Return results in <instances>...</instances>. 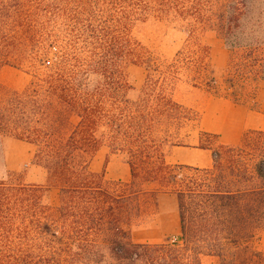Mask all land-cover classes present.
<instances>
[{
  "label": "trees",
  "instance_id": "trees-1",
  "mask_svg": "<svg viewBox=\"0 0 264 264\" xmlns=\"http://www.w3.org/2000/svg\"><path fill=\"white\" fill-rule=\"evenodd\" d=\"M252 1L0 0V67L30 76L23 91L0 96V137L35 145L32 163L46 172L45 185L25 183L20 172L0 179V264H202L206 255L218 264H264L253 245L264 231V131L225 147L226 165L200 144L212 166L183 167L200 177L179 178L181 166L165 160V148L180 145L172 128L193 120L173 95L181 65L215 84L202 48L191 49L198 29L215 30L230 51L231 94L264 85V24ZM150 15L189 29L190 46L170 63L132 36ZM129 65L146 70L134 98ZM103 141L126 156L131 177L112 191L89 169ZM248 151L259 156L251 167ZM139 181L157 189L134 190ZM48 187L60 194L55 216L43 202ZM158 193L174 196L179 232L135 242L128 225L145 203L140 194Z\"/></svg>",
  "mask_w": 264,
  "mask_h": 264
},
{
  "label": "rangeland",
  "instance_id": "rangeland-1",
  "mask_svg": "<svg viewBox=\"0 0 264 264\" xmlns=\"http://www.w3.org/2000/svg\"><path fill=\"white\" fill-rule=\"evenodd\" d=\"M252 5L257 13L261 12L264 24V0H253ZM132 36L159 61L166 63L172 62L178 52H186L191 44L188 27L182 20L173 17L150 15L135 24ZM195 39V45L191 49L198 50L197 46L202 48L203 61L208 69L214 71L215 84L208 86L204 83L209 80V74L197 79L185 70L184 64H180L182 69L178 74L173 95L183 107L190 110L193 120L184 121L178 128H172V137L180 144L174 146L179 147L177 152L171 154L173 147L165 148L166 162L181 166L178 170L179 178L202 175L195 170L183 168L184 166L209 169L184 164L187 153L192 149H200V144L221 152V162L226 165L225 147H239L247 136H253L256 131H264V85L254 83L239 90L237 94H231L224 82L231 53L225 47L222 37L215 30L203 28L197 30ZM127 73L134 87L131 93L134 98L145 80L146 70L143 66L129 65ZM29 82L30 76L25 69L0 67V96L4 91H23ZM202 133L216 136L208 138ZM199 137L202 138L201 141ZM35 150V145L28 142L13 137H0V179L5 177L7 172H20L25 183L45 185L46 172L32 163ZM244 158L246 164L251 167L259 156L248 151ZM89 169L94 174L103 175V186L111 191L118 184L127 185L131 182L126 156L112 151L105 141L90 161ZM133 189L151 192L156 190L157 186L153 183L142 184L139 181ZM142 200L145 203L133 212L129 221L131 239L135 242H154L176 236L179 220L174 196L167 193H158L154 197L140 194L139 203ZM43 202L55 216L60 203L59 190L56 187H48ZM263 236L264 231H260L253 243L255 248L261 251H264V244L260 242ZM215 264H218L217 260Z\"/></svg>",
  "mask_w": 264,
  "mask_h": 264
},
{
  "label": "crops",
  "instance_id": "crops-1",
  "mask_svg": "<svg viewBox=\"0 0 264 264\" xmlns=\"http://www.w3.org/2000/svg\"><path fill=\"white\" fill-rule=\"evenodd\" d=\"M177 148L179 147H173L170 150L171 154H175L177 152ZM181 163V162H180ZM184 164H190V165H196L200 168H210L213 164V160H212V152L211 150H205V149H192V151H189L187 153V159L184 161ZM179 220V219H178ZM179 223V221H178ZM179 232V228L177 230V233ZM176 233V234H177ZM165 240H159V241H154L153 243L156 242H163ZM149 242V241H148ZM260 242H262L264 244V236L262 237V239L260 240ZM264 248V247H263ZM216 258L213 256H202L201 257V263L202 264H215L216 262Z\"/></svg>",
  "mask_w": 264,
  "mask_h": 264
}]
</instances>
